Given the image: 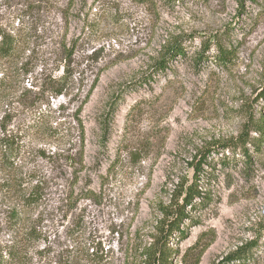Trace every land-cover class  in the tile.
<instances>
[{"label":"rangeland","instance_id":"rangeland-1","mask_svg":"<svg viewBox=\"0 0 264 264\" xmlns=\"http://www.w3.org/2000/svg\"><path fill=\"white\" fill-rule=\"evenodd\" d=\"M175 43L185 56L166 61ZM70 51L80 92L53 99L43 83ZM95 80L80 162L73 114ZM181 181L207 200L187 206L171 264L204 246L199 264H264V0H0V248L23 246L21 264H144Z\"/></svg>","mask_w":264,"mask_h":264},{"label":"trees","instance_id":"trees-1","mask_svg":"<svg viewBox=\"0 0 264 264\" xmlns=\"http://www.w3.org/2000/svg\"><path fill=\"white\" fill-rule=\"evenodd\" d=\"M184 53L185 50L183 49L181 44L175 43L166 50L164 57H166L167 61L174 58L177 54L185 56ZM204 53L205 51L200 54V58H202ZM71 57L72 53L70 51L69 55L67 56L60 69V72H58V74L53 73L51 75H47L42 86L43 93L45 95H48L53 99L70 97V100H72V97L74 96L76 90V93L78 95V93L80 92L79 87H77L79 81L77 78H75ZM220 59L223 58L220 57ZM160 65L165 66V63H161ZM96 82L97 80H95L91 87L85 92L83 100L80 102L79 107L75 110L73 114V120L76 121L77 125L76 128H80V162H82V149L85 141L84 125L80 118V114L83 110L84 105L90 99L92 92L96 87ZM116 102H118V100ZM58 108L61 111L66 110L64 104H60ZM53 112H56V110H53V108L51 107L49 111L42 116V120L50 121ZM113 112H116V109H114ZM57 128H75V126L71 125V123H69L68 126H66L65 123H62ZM101 128L103 130L104 138L107 137L110 130V124L107 120L101 121ZM65 136L66 134H62L60 138ZM240 139H242V137H240ZM206 162L207 155H203L196 163H194L193 166L196 168L197 173H204L203 167ZM197 181L191 185H188V182L186 181H181L180 183L175 185V189L171 193L169 202L161 206L154 239L143 250L144 264H171V258L176 253V249L172 248L169 245V242L174 238L175 234H178L180 236L185 234L183 231H181L180 225L183 223L184 219L188 218L186 213L187 206H190L191 209L201 207L202 204H204L207 200L205 197L206 194L201 190V186L197 183ZM85 197L89 198L90 194H87ZM40 198L41 196L39 191V185L37 184L31 188L29 195L24 198L23 207L14 208L12 210L10 218L12 223H14V225H20V221L22 220L23 216V208H30L33 204L39 202ZM197 199H199V202H196ZM31 236H34V232L31 233ZM256 246L257 245L253 242L239 246L226 258V260H228L229 262L248 260L252 256L253 250L256 248ZM22 247L23 246H20L15 242H12L11 244H6L1 247L0 264H21L24 260V253ZM205 247L206 246L202 247L200 252L198 253V256L196 258V264H199ZM97 255L98 249L96 247L93 248L91 256L96 257Z\"/></svg>","mask_w":264,"mask_h":264}]
</instances>
